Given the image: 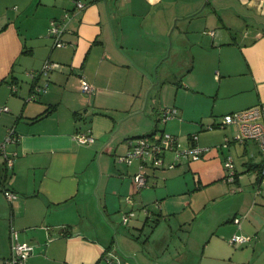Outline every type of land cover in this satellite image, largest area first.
Returning a JSON list of instances; mask_svg holds the SVG:
<instances>
[{"label":"crops","instance_id":"0c3cea01","mask_svg":"<svg viewBox=\"0 0 264 264\" xmlns=\"http://www.w3.org/2000/svg\"><path fill=\"white\" fill-rule=\"evenodd\" d=\"M82 1L83 9L75 0H0V142L10 126L18 135L6 145L11 168L0 153V191L16 194L0 205V264L11 253V228L32 246L27 264H158L138 245L159 243L148 218L195 211L194 188L224 176L227 154L238 173L254 166V142L229 141L237 127L221 125V116L264 101V0ZM67 11L64 45L55 46L50 20ZM46 60L62 67L38 74ZM35 83L46 90L29 100ZM169 107L176 114L162 120ZM77 132L94 139L78 143ZM163 132L177 136L178 149H208L197 159L166 150L149 169V186L137 188L139 160L119 156L135 137ZM129 205L139 217L110 235L98 215L113 221ZM168 225L169 235L181 224ZM191 232L173 240L175 252L162 262H191V250L179 251Z\"/></svg>","mask_w":264,"mask_h":264},{"label":"rangeland","instance_id":"374dc122","mask_svg":"<svg viewBox=\"0 0 264 264\" xmlns=\"http://www.w3.org/2000/svg\"><path fill=\"white\" fill-rule=\"evenodd\" d=\"M248 153L254 163L251 169L236 172L234 180L229 181L225 179L227 172L224 168V176L220 177L215 183L203 184L196 189L194 188L193 206H195V211L190 208L186 209L182 213H177L175 219L171 214L162 217L156 213L148 218L149 235L157 226L156 232L154 231L155 233L150 240H158L161 245L167 243L163 251L159 249L162 251L159 258V256H156L155 250L160 245L157 241V245L152 241L153 245L150 246V250L139 242L140 250L152 259L151 263L158 261V264H165L162 261L175 252L173 240L176 243L182 232L187 234L192 226L189 246L184 245L182 242L179 248L182 255L188 252L187 249L191 250V262L187 263L182 259V264H264V178L259 179L258 165L261 156L255 142H250ZM1 180L0 177V184ZM97 183L96 177L94 190L96 189L97 192L91 197L94 204L99 193ZM214 195L216 198H212ZM2 202L8 204L5 200V194L3 196L0 191V205ZM203 203L207 204L204 208H201ZM152 204L154 208L159 207L157 203L153 202ZM140 208L144 209L143 207ZM145 208L150 209L148 206H145ZM125 210L126 212L129 210L133 212V216L129 221H134L140 215L138 213L139 209L135 206L129 205V208ZM125 210L117 212L118 218L113 216V221L109 220L110 216L107 214L98 215L106 228L111 230L110 235H113V230L119 226L118 224L122 220ZM234 215L240 218V228L238 223L229 220ZM4 220V214L0 215V227H3ZM156 220H158V224H155ZM173 220H178L181 225L177 230H170L168 235V224H173ZM233 235L247 236L250 239L245 242L231 243L230 238ZM208 239L211 241H208ZM166 240L167 242H165ZM252 240H255L253 245H251Z\"/></svg>","mask_w":264,"mask_h":264},{"label":"built area","instance_id":"2783aa9c","mask_svg":"<svg viewBox=\"0 0 264 264\" xmlns=\"http://www.w3.org/2000/svg\"><path fill=\"white\" fill-rule=\"evenodd\" d=\"M75 7L78 9H83L85 3L82 0H75ZM70 12L67 11L63 18H53L50 20L47 35L54 39L55 46H63L64 40L62 38L63 33L66 30L65 19L70 17ZM212 33V32H211ZM62 64L59 62L46 60L44 62L43 68L38 74L47 73L50 70L60 69ZM31 76L35 75V72H30ZM82 89L85 92H91L92 86L85 81H81ZM12 91L15 92L17 89L15 85L11 87ZM46 90V85L34 84L29 95V100L36 99L38 94ZM7 106H3L2 110H7ZM177 109L174 107L166 108L161 113V119L166 120L167 118L175 115ZM235 124L237 127V132L229 141H236L244 143L246 141L255 142L258 151L261 156L260 161V171L264 174V101L258 102L252 106L246 108L235 110L223 114L221 116V125L227 126ZM75 140L78 143L85 144L93 141L94 136L90 132H77L74 135ZM196 135H193V139ZM18 135L15 132V127L10 126L7 129L6 135L3 141L0 142V153L3 155L4 163L7 168H11L13 165V158L8 154L6 150V145L12 142H16ZM227 145V141L225 142ZM178 138L177 136L163 132L161 136L154 137L150 134L140 135L132 139L131 146L124 155L119 156L120 160L130 163L133 159L139 160V170L134 174L133 181L137 188H143L148 186V176L149 169H153L161 165L163 162V154L166 150H175L176 158L180 155H184L191 158H200L204 151L208 147H203L198 144H192L185 149H178ZM169 166H173L170 164ZM224 167L226 170L225 179L234 180L236 174L235 163L233 157L227 154L224 158ZM6 197L11 200L16 197V194L9 190H4ZM130 201V197L127 198ZM133 216V212L129 210L123 214L122 223H127V221ZM234 221L240 225V218L234 217ZM250 238L247 236L233 235L230 238L231 243L235 242H245ZM10 241H11V253L5 259V264H26L25 258L32 251V246L27 243H21L17 240V232L14 228L10 229Z\"/></svg>","mask_w":264,"mask_h":264},{"label":"trees","instance_id":"16d2710c","mask_svg":"<svg viewBox=\"0 0 264 264\" xmlns=\"http://www.w3.org/2000/svg\"><path fill=\"white\" fill-rule=\"evenodd\" d=\"M51 107H52V105L51 106H49V107H47L45 110H44V113H46L47 111H50V109H51ZM191 138H192V140H194L193 139V135L191 136ZM260 166V164L258 165V167ZM262 178H264V174H262L261 173V171H260V167H259V179L261 180ZM236 180H237V178H236ZM233 220H234V218H233ZM10 255V254H9ZM8 257V256H7ZM6 257V258H7ZM5 258V259H6ZM5 259H4V264H5ZM25 262H26V258H25ZM27 264V263H26Z\"/></svg>","mask_w":264,"mask_h":264},{"label":"water","instance_id":"95a60500","mask_svg":"<svg viewBox=\"0 0 264 264\" xmlns=\"http://www.w3.org/2000/svg\"><path fill=\"white\" fill-rule=\"evenodd\" d=\"M254 242H255V240H252V241H251V245H253V244H254Z\"/></svg>","mask_w":264,"mask_h":264}]
</instances>
